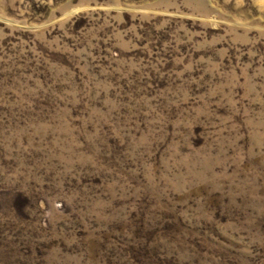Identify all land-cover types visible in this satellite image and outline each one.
<instances>
[{
    "label": "rangeland",
    "instance_id": "374dc122",
    "mask_svg": "<svg viewBox=\"0 0 264 264\" xmlns=\"http://www.w3.org/2000/svg\"><path fill=\"white\" fill-rule=\"evenodd\" d=\"M0 264H264V0H0Z\"/></svg>",
    "mask_w": 264,
    "mask_h": 264
}]
</instances>
